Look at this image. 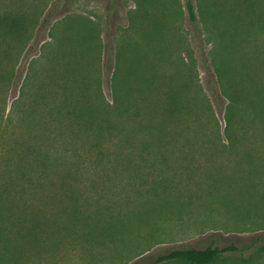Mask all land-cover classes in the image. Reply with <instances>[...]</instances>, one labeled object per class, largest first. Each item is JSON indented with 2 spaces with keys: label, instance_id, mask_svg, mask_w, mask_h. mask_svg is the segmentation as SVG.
<instances>
[{
  "label": "rangeland",
  "instance_id": "374dc122",
  "mask_svg": "<svg viewBox=\"0 0 264 264\" xmlns=\"http://www.w3.org/2000/svg\"><path fill=\"white\" fill-rule=\"evenodd\" d=\"M57 1L65 18L0 108V172L41 190L34 245L19 256L5 239L13 264H152L229 244L243 251L213 264H264V0H193L194 23L185 0ZM13 4L0 0L6 16Z\"/></svg>",
  "mask_w": 264,
  "mask_h": 264
},
{
  "label": "trees",
  "instance_id": "16d2710c",
  "mask_svg": "<svg viewBox=\"0 0 264 264\" xmlns=\"http://www.w3.org/2000/svg\"><path fill=\"white\" fill-rule=\"evenodd\" d=\"M13 1L14 8L7 16L6 12L0 7V87H3L2 90L0 89V93L5 92L4 97L0 96L2 100L0 108L6 103L8 92L13 86L20 85L22 79H26L31 63L33 61L35 62V59L40 56V50H42L43 46L47 43V41L44 40L50 35L57 22L61 21L60 19H64L65 13L67 14V12L62 13V15H60V12L57 14V3H59L57 0L49 6L43 5L37 8L35 4L29 5L27 3L28 0H17V3L15 0ZM111 1H113V3L110 4V8H112L113 11L117 8V4L115 0ZM185 8L189 20L193 23L196 22L197 16L195 14L193 0H185ZM26 66L27 72L24 74ZM214 89L217 91L215 84ZM217 93L220 94V97L216 96L215 101L217 102L216 105L219 111H221L224 109L226 98L221 95L219 90ZM236 109V117L232 114L234 120L232 123L242 124L244 119L246 120L247 117L249 118V113L245 111L238 112L243 109L242 106ZM226 111H228V109H226ZM1 116H3V114L0 109V121L2 120ZM215 122L218 123L219 121ZM120 127L123 128V126ZM164 129L167 128L164 127ZM108 135L106 136L107 138ZM116 136L117 135L111 133L109 138L115 139ZM2 137L3 136L0 135V148L3 147L1 141ZM43 148L45 147L40 145L37 150ZM14 150V154L17 153L20 159H25L28 156L27 154L37 155V153H34L36 152L35 149ZM227 150L228 148L226 151ZM225 153L226 152L221 156L224 157ZM121 165L125 168H136L138 166L136 162L132 161H123ZM29 177L26 171L20 169L10 172H0V248H4L5 239L10 241L13 240L11 243L18 248L15 249V252L17 251L19 256L21 253H24L21 251L25 250L27 246L34 245L30 242L31 236L25 234L24 224L38 221V216L40 214V202L37 201L34 196L35 192L40 190V187H38L37 184L26 185L23 183ZM29 179L31 180V178ZM108 209L109 213H112L111 218L114 214L122 216V214L126 212L121 208H111L110 205ZM99 210L101 211V209ZM88 213L85 212L83 214L88 215ZM35 228L34 226H30L32 232ZM10 230L14 233L17 231L20 232V230L21 232L17 236L13 233L15 236L12 238ZM8 245L9 244H7V246ZM8 250L9 249H2V251H0V264H8L9 259L11 264H13L14 260L18 258L16 254H10ZM236 251L243 250L233 244L224 247H214L210 245L204 248H175L167 253L158 255L152 264H160L171 260H177L182 264H213L218 261L224 253ZM39 264H45V262L41 261Z\"/></svg>",
  "mask_w": 264,
  "mask_h": 264
},
{
  "label": "crops",
  "instance_id": "0c3cea01",
  "mask_svg": "<svg viewBox=\"0 0 264 264\" xmlns=\"http://www.w3.org/2000/svg\"><path fill=\"white\" fill-rule=\"evenodd\" d=\"M115 1H118V0H115Z\"/></svg>",
  "mask_w": 264,
  "mask_h": 264
}]
</instances>
